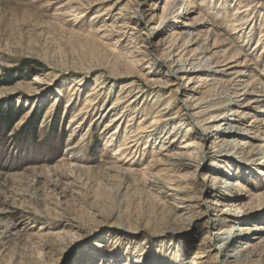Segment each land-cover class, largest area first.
Returning a JSON list of instances; mask_svg holds the SVG:
<instances>
[{
	"label": "rangeland",
	"instance_id": "rangeland-1",
	"mask_svg": "<svg viewBox=\"0 0 264 264\" xmlns=\"http://www.w3.org/2000/svg\"><path fill=\"white\" fill-rule=\"evenodd\" d=\"M142 1L0 0V109L25 111L0 133V264H191L215 228L209 223L215 201L237 218L224 228H239L234 248L246 264H264V0H248L240 13L236 0H180V9L189 3L183 10L189 25L162 15L166 0ZM109 7L122 26L117 32L102 26ZM138 8L144 16L124 26ZM179 30H190L197 42L184 47ZM147 38L157 56L171 51L175 60L196 47L195 54L212 57L216 72L162 85L159 80L174 78L143 53ZM216 82L232 94V102L217 109L208 106ZM137 93L142 96L135 100ZM190 93L205 98L198 102L203 122L222 114L205 125L229 122L236 126L231 138L243 143L241 165L220 163L230 169L226 180L241 186L230 203L212 194L211 182L201 183L200 177L216 173L210 158L197 169L195 162L172 158L198 156L185 147L201 137L197 120L182 113L181 100ZM93 102L78 119L81 107ZM170 104L176 118L166 129L141 132ZM37 112L35 137L19 136ZM130 136L134 146L116 154ZM154 173L174 178L186 201L167 194L168 185L151 189ZM223 180L220 175L218 186ZM202 200L212 207L206 214Z\"/></svg>",
	"mask_w": 264,
	"mask_h": 264
},
{
	"label": "bare ground",
	"instance_id": "bare-ground-1",
	"mask_svg": "<svg viewBox=\"0 0 264 264\" xmlns=\"http://www.w3.org/2000/svg\"><path fill=\"white\" fill-rule=\"evenodd\" d=\"M97 1H100V0H97ZM179 1L180 0H166L165 4L162 6V15L165 16L166 14H168L171 17L172 16L182 17V20H180L178 22L179 23H185V25H189L188 23L185 22L186 20H184V19H186L185 18L186 13L185 12L183 13V10H185L189 7V3H187V2L184 3V6H182V8L180 9V8L176 7ZM236 1H237L236 4H238L236 12H238L239 7L242 8L243 6H246V4H248V2H249L248 0H236ZM94 2H96V1H94ZM119 2H120V0H116V3H119ZM143 2H144V0L142 1V3ZM139 8L136 9L134 11V13L132 12L133 13L132 16H125L124 17V19H125L123 22L124 26L129 25L130 20H134V19L139 20L140 18H142V16H144L142 11ZM245 8H248V6ZM108 9L109 10L106 13H108L109 16H113V18H112L113 20H111L110 17L108 16L106 19L102 20V26H103L104 30L106 29L107 31H110L107 29L109 27L112 30L115 28V30L117 32V30H120L122 28V26L120 24H118L117 22H115L116 20H114V16L116 14L114 13L115 15L114 14L111 15L112 14L111 11H113L112 7H109ZM245 10H247V9H245ZM238 13H240V12H238ZM96 17H99V15L96 14ZM179 19L180 18H177V20H179ZM132 28H134V27H132ZM153 29H154V27H153ZM149 32H150V30H149ZM149 34H152V33H149ZM175 35L177 38H179L178 40H184V42H183L184 47L189 46V45H193L197 42L196 39L194 38V36L192 35V32H190V30H179L178 32H175ZM143 43H145L143 45V48L148 49V50H144L143 53H149L151 55H154L153 62L154 61L156 62L155 66H164L165 68H167L169 70L168 72L171 74V77L174 78V79H172V78L168 77V79L165 80V82H162L159 80V83L162 85L166 84V86H171L173 84L169 83V82L172 81L174 83V81H175V83H176V80L178 78H183L186 75H189V77L187 79V80H189L191 78V75H194V73H196L198 71L199 72L201 71V74L199 75V77L204 78V79L207 78L208 76H212L214 74V72H216V70L213 67L212 57L206 56L204 54L201 55L200 52L195 54L196 47L193 49V53L190 57H186L185 59H181V57L179 56L178 58L175 57L176 58V60H175V59H172V58H174L173 56H171V57L169 56L171 51H168L169 53L167 52L168 54L166 56L160 54V55H158L159 56L158 57L155 54L157 52V50H156V47H155L152 39L147 38L146 41H144ZM197 47H199V46H197ZM199 50L201 51V48ZM143 61H145V59ZM147 73L153 74V73H158V72L156 70L155 71L154 70H152V71L148 70ZM131 85H132V83H131ZM249 86H251V85H249ZM194 88H193V94L200 93V90L197 91V90H194ZM190 94L191 95H185V98L181 100L182 102H184V104H186V107L183 108L182 113L187 118H193V119L195 118L197 120L196 124H194V125L199 130V132L201 133L200 134L201 137L199 136L200 142L196 141L195 138H193L191 140L186 141V144L185 143L184 144H185V147L196 148L198 156L192 157V156H188V155H182L181 153H174V156H172V158L174 159V161H177V162H180L182 160H186L187 165H190V163L195 162L196 169L199 167V164H201L203 162V160L210 158L211 159V161H210L211 167L216 166V168H217V170H215L216 173L210 172V173L200 177L201 183L204 187V186H206L207 182H211L213 185V189H214L212 191V194H214V196L218 197V199H221L223 201H228V203H230V201H232V199H233V196H235V192L238 191V188H240L241 186L238 185L237 183L233 184L232 182H228L226 180V179H230L232 177V175L230 173V169H227V167H224L220 163H225V160L228 159L229 161L227 162L226 166H229L230 163H233V162H236L238 165H241L243 162L242 159H244V153H242V151L240 150L243 143H241L238 146L235 139L231 138V137L236 136V132L234 131L236 129V126H233L229 122L222 121L220 123L213 124L212 126L205 125L207 123L212 122L214 119L219 118L220 116H222V114H218V115L212 114L208 117V120H204V122H203L202 120H200L199 117L201 116L202 112L205 111V108H201V105H198L199 104L198 102L203 101L205 98L202 96L195 98V97H193L192 93H190ZM141 96L142 95H138V93H137L135 96V100L137 98H140ZM231 97H232V94L229 92V90L226 89L222 84H219V82H216L211 87V97L209 99L208 106H209V108H213V107L218 106L220 104L232 102ZM192 98H195L194 101L196 103L194 105H188L187 106V103L190 100H192ZM87 104H88L87 106L81 107L79 114H78L79 115L78 119L84 117L83 114L86 113L90 107L95 106V102H93L90 105H89V103H87ZM113 106H117V105H113ZM221 106H223V105H221ZM172 107H173L172 104H170V106L163 107L162 110L164 112H162L161 115H159V117L151 120V122L147 126V128H149V129H146L144 127H143V129L141 128L140 129L141 132H145V131L146 132L147 131L153 132L156 129H160L161 127L165 128L166 124L171 123V121L176 118L171 113ZM219 107L220 106L215 107V109H217ZM184 109H188L189 111L184 110ZM228 112H229V110L227 112H225V114H228ZM99 116H101V114H99ZM162 116L165 118V120L162 119ZM76 118L77 117L73 118V120H75ZM115 119L118 120L119 116H116L113 118V120H115ZM233 128H235V129L233 130ZM167 132L170 134V131H167ZM130 137H132V136H130ZM208 140L210 142L209 146L206 145V142H208ZM135 141L136 140L133 137L132 138L127 137V139L123 140V143H122L123 145L121 146V148L120 149L118 148L119 151H115V153L116 154L117 153L122 154L124 150H127L130 147H133L134 144L136 143ZM263 147H264V145H263ZM76 148H78V147L76 146ZM81 150H82V148H81ZM232 151H233V153H235L237 155L231 154ZM137 152H139V151H137ZM168 156L169 155H167V157ZM170 161H168V162H170ZM177 165L179 166V164H177ZM75 171H76V169H75ZM262 174H264V172ZM220 175L225 176V180L221 181V182H223V184L221 186H218V182L220 181ZM176 182L177 181L174 180V178H171V176L163 177L161 175H156L155 173L153 175H151L150 178L148 179L149 187L151 189H153L155 192H161L163 189L166 188V185H168L167 190L169 192H167V194L171 193V195L175 198V201L183 203L184 201H186L183 198L184 196L182 195L183 189ZM122 184H123V182H122ZM116 191H118V190H116ZM169 202H171V201H169ZM188 203H190V202H188ZM224 203L225 202L215 201V204H218V205L221 204V206L217 205L218 207L215 206V208H212V207L208 206V204L205 201H203V200L200 201V205L203 208V209L201 208V210H204L203 211L204 214H206V212L208 211L209 208L214 209L217 212V214H215L214 218H211V219L208 218L209 223H211V225H213V227H215V228L212 232H209L207 235H205L202 238L201 243H200L201 247H199L198 250H196L194 252V255H193L194 258L199 259V260H197V261L193 260L191 262V264H246V262L248 263V261H245V257L242 254V250H237L236 248H234L235 244H236V240L239 239V237H237L240 234V233H238L239 228H236V229H234V227L224 228L226 225V222H228V220L230 221L233 218L237 219L236 217L229 215L227 213V211L223 209V207L225 206ZM185 204H187V203H185ZM187 207H188V205L184 206V208H187ZM237 208H238V206L235 205L236 210H237ZM216 240H219V242H217V243L214 242ZM213 242L216 244L215 245L213 244V246H212Z\"/></svg>",
	"mask_w": 264,
	"mask_h": 264
},
{
	"label": "trees",
	"instance_id": "trees-1",
	"mask_svg": "<svg viewBox=\"0 0 264 264\" xmlns=\"http://www.w3.org/2000/svg\"><path fill=\"white\" fill-rule=\"evenodd\" d=\"M0 112L2 114H0V133L3 131L5 132L6 130H8L9 128H11L14 124H15V121L18 120V118L25 112L23 109H19V108H16L15 106L13 105H8V106H5V108H1L0 109ZM39 115H41V112H37V113H34L32 114L28 121L25 122V124L23 125V127L25 128H22L21 131L19 132V136L21 135H25L26 132H30V135L31 137H35L36 135V131H35V128H36V125L39 121ZM57 130V128H56ZM7 132V131H6Z\"/></svg>",
	"mask_w": 264,
	"mask_h": 264
}]
</instances>
